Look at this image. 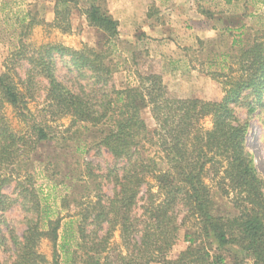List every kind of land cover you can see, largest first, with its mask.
<instances>
[{"label": "trees", "instance_id": "1", "mask_svg": "<svg viewBox=\"0 0 264 264\" xmlns=\"http://www.w3.org/2000/svg\"><path fill=\"white\" fill-rule=\"evenodd\" d=\"M72 1L55 0L52 25L61 32L70 29L68 16ZM96 1L91 0L84 17L88 26L103 34L102 52L89 47L71 50L60 44L30 50L19 40L11 57L14 62L27 63L25 77L17 79L14 68L7 63L0 73V103L7 104L23 126L20 132H15L0 113V226L5 224L2 214L9 207L3 189L14 181L21 194L34 192L26 186L31 184V176L27 174L24 179L21 176L18 159L35 151L36 145L54 139L51 120H33L30 124L27 120V99L31 98L34 80L40 75L47 83L45 104L55 117L52 120L69 118L68 129H75L73 137L81 127L99 133L94 146L102 147L114 161L121 163L119 168L107 173L114 183L112 196L101 197L98 193L96 202L77 214L75 261L222 264L223 259L210 251L231 246L235 253L239 251L243 264H264V180L246 148L247 121L241 122L235 112L246 99L249 114L261 105L264 43L254 40L238 50L233 57L237 70L234 76L224 78V94L219 101L172 98L157 74H138L136 84L115 89L109 85L113 73L109 57L119 40L118 22ZM252 1L264 4V0ZM0 7L1 11L5 9V5ZM25 21V17L18 18L17 24L23 25ZM56 57L67 58L69 68L87 75L91 83L74 90L64 85L56 77ZM145 110L154 123L151 131L143 119ZM206 119L210 120V129L204 128ZM147 147L151 153L144 156ZM149 180L153 186H148L146 205L139 218H133L140 189ZM207 180L215 182L220 196L232 194L233 214L224 216L215 212L216 204ZM152 187L155 192L151 191ZM34 207L35 218L27 221L19 241L12 240L15 256L9 264H60V220H45L38 202ZM178 207L184 212L180 221ZM90 210L96 213L93 218ZM103 224L108 229L99 238L97 231ZM90 226L94 230L89 231ZM181 227L191 231L186 234L188 246L175 260H168ZM115 231L119 232L120 246L125 252H117L112 262L107 257L108 243ZM43 239L51 244V259L39 253ZM64 246L65 241L60 252L66 255Z\"/></svg>", "mask_w": 264, "mask_h": 264}, {"label": "rangeland", "instance_id": "2", "mask_svg": "<svg viewBox=\"0 0 264 264\" xmlns=\"http://www.w3.org/2000/svg\"><path fill=\"white\" fill-rule=\"evenodd\" d=\"M163 1L161 0L159 7L153 2L148 4V13L152 18L143 23L147 24L146 27L149 26L150 31L155 27L156 39L146 37L140 31L141 28L123 29L119 34L121 37H118L109 57V64L113 68L109 85L115 89H123L136 84L138 74H157L172 98L221 100L224 78L234 76L237 70L233 57L238 50L254 40L264 43V4L252 0ZM91 3V0H73L69 5L70 29L68 32H61L52 25L55 0H0V6L5 5V9L0 10V73L7 63L14 68L17 79L25 77L27 63L22 60L14 62L11 57L19 40L30 50L60 44L71 50L89 47L102 52L103 34L88 26L84 17V12ZM96 3L109 14L104 0H97ZM21 17H25L26 21L23 25H18L17 20ZM29 22L33 26L29 27ZM32 53L31 51L29 55ZM55 63L57 79L70 89H78L91 83L87 75L69 68L67 58L56 57ZM46 84L42 76H36L34 91L31 98L27 99V120L29 124L33 120H51L50 132L54 139L36 145L35 151L24 153L17 161L18 166H21L22 178H26L27 174L31 176V184L26 186L34 190L33 195L21 194L14 181L3 189L9 203L8 209L2 214L5 224L0 226V262L3 264H9L14 259L15 247L12 240L19 241L27 221L35 218L36 202L45 220H60L59 263L81 264L73 257L79 222L77 214L93 205L98 193H101V197L112 196L114 183L107 177V173L121 165L105 149L94 146L99 133L81 127L73 137L75 129H68L69 118L52 120L55 117L50 115V109L45 104ZM247 101L246 99L244 104L236 107L235 112L241 122L247 121L246 148L253 157L257 173L264 180V95L261 105L250 114ZM0 113L12 130L20 132L23 126L19 125L7 104L0 103ZM142 115L151 131L154 123L149 111H143ZM203 125L205 129H210V120L206 119ZM150 153L151 150L147 147L144 156ZM148 182V185H143L140 189L131 214L133 218L138 219L142 207L146 205L147 189L149 184L152 185L151 180ZM206 183L214 197L215 212L224 216L233 214L232 194L222 197L216 191L213 180H207ZM151 191L155 192V188L152 187ZM95 214L94 210H90L92 218ZM183 214V209L178 207V221ZM107 229V224H103L102 229L97 231L99 238H102ZM92 230L94 227L90 226L89 231ZM188 232L191 233L186 227L179 228L177 241L168 260H175L187 248ZM63 238L66 255L60 252ZM108 244V261L114 262L117 252H125L120 246L118 231L113 232ZM215 248L216 246L213 247ZM235 251L229 246L210 253L223 259L222 264H243L245 261H242L239 251ZM39 253L51 259L52 247L48 240L41 241Z\"/></svg>", "mask_w": 264, "mask_h": 264}, {"label": "crops", "instance_id": "3", "mask_svg": "<svg viewBox=\"0 0 264 264\" xmlns=\"http://www.w3.org/2000/svg\"><path fill=\"white\" fill-rule=\"evenodd\" d=\"M107 4V11L110 16L118 22V32L121 34L123 29L136 30L141 28L140 31L145 34L146 37L156 39L155 27H152L150 31L149 26L143 25L150 21L148 13V4L154 3L156 7H159L161 0H104ZM163 1V0H162ZM164 3L167 0L163 1ZM150 23V22H149ZM157 26V25H156ZM157 28V27H156ZM151 32V33H150ZM120 36V35H119ZM121 37V36H120Z\"/></svg>", "mask_w": 264, "mask_h": 264}]
</instances>
